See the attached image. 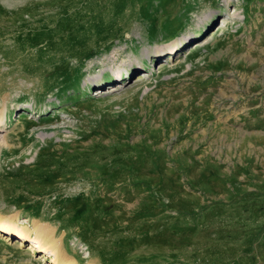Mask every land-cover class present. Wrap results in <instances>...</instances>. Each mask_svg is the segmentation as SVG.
Segmentation results:
<instances>
[{"label": "rangeland", "instance_id": "374dc122", "mask_svg": "<svg viewBox=\"0 0 264 264\" xmlns=\"http://www.w3.org/2000/svg\"><path fill=\"white\" fill-rule=\"evenodd\" d=\"M2 111L0 221L63 261L264 264V0H0Z\"/></svg>", "mask_w": 264, "mask_h": 264}, {"label": "bare ground", "instance_id": "6f19581e", "mask_svg": "<svg viewBox=\"0 0 264 264\" xmlns=\"http://www.w3.org/2000/svg\"><path fill=\"white\" fill-rule=\"evenodd\" d=\"M119 78V75L117 76ZM99 94L102 93V91H98ZM96 93V92H95ZM3 115V111L0 112V116ZM3 121L0 118V124H2ZM5 143V136L0 137V145ZM32 225H34L30 230H16L13 226L6 225L2 221H0V231L5 232L6 234H13L14 236L23 238V239H31L32 235L33 239L32 244H29L30 251L34 252L36 250H40L42 252H45L44 256L46 257V252L50 251V262L49 264H71L68 261H63L61 258L62 256L59 253H56V249L59 248L60 241L58 239H54L52 234L48 231L43 230L42 224L34 220L32 222ZM35 237V238H34ZM37 237H40L41 240L36 239Z\"/></svg>", "mask_w": 264, "mask_h": 264}]
</instances>
